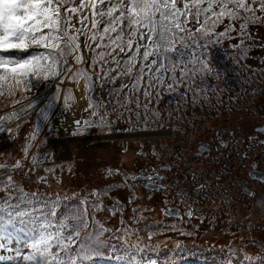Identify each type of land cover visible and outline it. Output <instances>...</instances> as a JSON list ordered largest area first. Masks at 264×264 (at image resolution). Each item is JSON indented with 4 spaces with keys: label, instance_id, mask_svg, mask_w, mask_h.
I'll return each instance as SVG.
<instances>
[{
    "label": "rangeland",
    "instance_id": "obj_1",
    "mask_svg": "<svg viewBox=\"0 0 264 264\" xmlns=\"http://www.w3.org/2000/svg\"><path fill=\"white\" fill-rule=\"evenodd\" d=\"M74 23L79 27L78 21ZM249 27L243 45L240 44L241 38L235 37L229 39L230 42L209 46L208 59L212 64V74L207 83L211 87L201 92L194 84L185 99L180 96L185 92V84L169 89L171 81L166 79L162 88H150L147 75L139 90L133 94L134 80L126 73L119 75L114 82L97 80L93 90L87 94L83 80L79 85L65 81L61 87L70 94L68 108L63 103L65 92H61L58 103L49 107V101L56 93V88L50 82L46 86L45 82H41L30 91H17L12 95L5 92L0 95V128L4 130L0 132V174H4L1 181L7 182L11 175L12 183L24 193L36 194L42 199L58 200L59 208L65 210H75L85 193H100L89 197L92 201L100 202L99 208H88V213L94 217L90 222L96 227L108 229L100 239L108 240L113 229L121 237L125 235L119 231L122 227L138 229L135 235H129L127 245L144 248L145 256L157 259L158 264H229V261L245 264L246 255L253 258L257 255L264 256V187L255 185L256 182L246 178V171L241 170L238 174L235 173L236 177L241 178V186L253 183L250 184L256 191L253 202L244 198L238 205H232L228 199L225 202V195L223 198L218 195L207 199L203 194L205 181L201 180V168L195 164L190 166V162L186 165L177 163L169 148L171 142L184 143L189 138L199 143L203 122L217 119L220 113L225 112L224 116L227 118H252V114L256 112L257 117L254 119L264 121L261 117L264 113V23ZM236 44L238 47L234 48L233 45ZM83 55L86 64H90L92 51L85 49ZM120 59L125 60L127 57L121 54ZM97 60L99 61V57ZM106 60V68L114 67L110 56ZM138 69L139 64L133 68L134 75ZM98 71V68H87V74L94 79ZM145 71L147 72L146 69ZM172 74L168 71L165 75L170 77ZM111 75L116 76V73ZM195 79L197 84L202 83V77L196 76ZM123 85L127 87H122ZM117 89L120 90L119 93H116ZM142 89H148L150 94L145 96ZM79 90L82 91L84 100L81 108L74 92ZM48 92L51 93L44 104L37 111L35 109L31 112ZM157 92L159 95L152 99ZM90 99L97 103L103 102L98 111L104 113L107 109L106 118L112 121L110 128L89 127L85 123L86 120L91 122L98 119L89 115L87 109ZM30 102L34 103V107H28ZM238 110L240 113L234 114ZM13 112L19 117L31 113L25 114L21 121L15 123L16 118L11 115ZM69 117L76 119L75 123L67 126ZM76 121L80 122L79 128ZM211 121H207L205 125H211ZM13 123L12 127H8ZM168 128L170 131L174 130L172 138L136 139L132 136L127 141L90 143L79 140L96 136L143 135L157 133V129L158 132L168 131ZM34 130H38V138L27 139ZM73 132L77 134L73 135ZM67 140L72 142L66 144L64 141ZM26 144L27 158L23 151ZM66 151L70 152L71 159L58 160L59 154ZM154 152L162 156L163 163L171 166L170 163L176 161L177 166L172 163L173 169L165 175L169 179L166 191L147 193L141 184L138 189L130 182L142 172H152V169L146 170L148 164L154 162ZM176 154L178 152L174 156ZM33 156L37 159L33 160ZM186 159L183 157L181 162ZM17 162L21 163L20 168L10 167ZM109 169L114 172L111 177L107 174ZM124 180H129L128 187ZM220 181L223 179L220 178ZM228 184L227 181L225 186ZM17 194V191L6 192L0 187V199L6 196L15 199ZM113 206H118L123 211L112 212ZM173 209L186 212V216L164 214V211ZM134 212L136 220H133ZM189 212L192 213L191 217L187 215ZM83 222L75 221L79 224ZM68 223L73 221L68 220ZM4 231L1 224L0 234H4ZM7 231L22 235L19 225L9 227ZM95 240L96 237L93 236L85 243L94 246ZM111 243H116L115 239ZM149 245L152 247L149 248ZM103 250H106L103 255L92 258L87 264L102 263L103 260L117 259L115 256L122 255V252L114 255L109 248Z\"/></svg>",
    "mask_w": 264,
    "mask_h": 264
},
{
    "label": "snow or ice",
    "instance_id": "obj_2",
    "mask_svg": "<svg viewBox=\"0 0 264 264\" xmlns=\"http://www.w3.org/2000/svg\"><path fill=\"white\" fill-rule=\"evenodd\" d=\"M182 2L183 7L178 6V0H0V95L30 91L41 82H45V86L50 82L56 93L49 107L58 103L61 92H65L63 103L68 108L70 94L61 87L65 81L79 85L83 80L87 94L97 80L114 82L122 73L133 77V94L139 90L145 75L150 88H162L166 79L171 81L169 89L185 84L181 99L186 98L194 84L201 92L208 90L211 86L207 80L212 74L209 46L215 47L222 37L236 31L234 27L225 26L224 31L218 33L216 28L224 18L231 24L240 21L238 34L243 45L248 27L264 23V0ZM193 17L195 23L189 27ZM85 49L92 51L90 64H86ZM121 54L127 59L121 60ZM109 56L114 67L106 68ZM137 64L139 69L134 75L133 68ZM88 67L99 69L95 79L87 74ZM177 67L179 77L175 74ZM168 71L173 73L170 77L165 75ZM113 72L116 76L111 75ZM196 76L202 77V83L197 84ZM115 91L119 93L120 90ZM144 95H149L148 89H144ZM116 102L120 103L118 99ZM102 104L89 100V115L98 117L91 122L85 121L89 127H111L112 121L106 118L107 109L104 113L98 111ZM28 107H34V103L30 102ZM11 115L20 119L15 112ZM76 123L79 128L80 122ZM38 135V130H34L27 139L35 140ZM23 151L27 158V144ZM21 166L17 162L10 167L18 169ZM144 179L154 182L162 181L163 177L157 170L155 175L148 174ZM124 182L128 187L126 180ZM0 187L6 192L18 193L15 199L6 196L0 200V224L5 230L0 234V264H87L92 258L103 255L104 248H109L114 255L122 252L116 256L120 264H158L157 259L145 256L144 248L127 245L129 235H135L138 229L122 227L119 231L125 233L123 237L113 229L108 240L100 239L108 229L94 226L90 222L94 217L88 213L89 207L98 209L100 206L98 200L89 199L100 195L98 192L85 193L75 210L62 214L58 200L24 193L12 183L11 175L7 182L0 181ZM160 190L166 191L164 187ZM129 199L131 201V197ZM117 210L123 211L118 206L111 209L112 212ZM187 215L191 217L192 213ZM79 220H83V224L75 223ZM133 220H136L135 212ZM16 225L20 226L21 236L7 231ZM93 236L96 237L95 245L86 244ZM113 239L116 243H111ZM244 261L245 264H264V256L246 255Z\"/></svg>",
    "mask_w": 264,
    "mask_h": 264
},
{
    "label": "flooded vegetation",
    "instance_id": "obj_3",
    "mask_svg": "<svg viewBox=\"0 0 264 264\" xmlns=\"http://www.w3.org/2000/svg\"><path fill=\"white\" fill-rule=\"evenodd\" d=\"M237 113H240V110L234 114ZM224 114L225 112L220 113V116L212 121L207 118V120H203L199 143L190 138L184 143L171 142L169 147L170 152H173L172 156L177 160V163L186 165L190 162V166L195 164L196 167L201 168V172L203 173L201 180L204 179L205 181L203 194L207 196V199L210 196L214 198L218 195H221L223 198L225 195V202L228 199L232 205H238L244 198L251 199L253 202L256 198V191L253 190V185L250 186V184L256 182L255 185L259 184L261 187H264V182L252 179L250 176L251 174L258 175L264 181V121L254 119L257 117L256 112L252 114V118H227ZM261 117L264 120V113L261 114ZM207 121L213 123L205 125ZM158 130H155L157 133L153 138L165 139L172 138L174 135L173 129L170 131L168 128V131L160 130L159 132ZM175 152H178L176 156H174ZM183 157L187 159L182 163L181 159ZM162 159V156L158 152L157 154L154 152V162H150L146 170L152 169V172H142L141 175L136 176V179L140 178L141 180H135L134 183H142L141 185L144 190L145 186L150 183L154 187H164L166 189L169 179L165 175L173 169L172 163H174V166H177V163L175 164L176 161L171 162V166H169L163 163ZM190 168L188 167L187 169L191 170ZM157 170H159V176L163 177L162 181L148 182L144 179L148 174L155 175ZM241 170L246 171V178L252 181L250 184L240 185L241 178L237 179L236 174ZM220 178L223 181H220ZM227 181L229 184L225 186ZM137 188H140V185ZM262 189L264 190V188ZM220 191L222 192L219 194ZM155 192L160 193L164 191L156 190ZM180 215L184 217V215L186 216V212H180Z\"/></svg>",
    "mask_w": 264,
    "mask_h": 264
},
{
    "label": "trees",
    "instance_id": "obj_4",
    "mask_svg": "<svg viewBox=\"0 0 264 264\" xmlns=\"http://www.w3.org/2000/svg\"><path fill=\"white\" fill-rule=\"evenodd\" d=\"M249 2H250V0H249ZM178 6H180V7H183V2H182V0H178ZM258 6V5H257ZM191 21H192V23H190L189 24V27H192L193 25H194V23H195V18L193 17V18H191ZM240 21H237V22H235L234 24H231L230 23V21L227 19V18H224V20H223V23H221L217 28H216V31H218V33L219 32H223L224 31V29H225V26H231V27H234V28H236V31H230L229 32V34H228V36H225V37H222L221 38V40H220V44H222V43H225L226 41L227 42H230V41H228L229 39H231V38H235V37H238V38H240V36H239V25H240ZM248 28H250V27H248ZM261 28V27H260ZM246 34V33H245ZM229 37H231V38H229ZM216 45H218V43L216 44ZM237 45V44H236ZM212 54H214L215 55V53L213 52ZM223 55V54H222ZM217 57H219V56H217ZM147 70V69H146ZM175 74H176V76L177 75H180V69L178 68V70L175 72ZM153 83H156L155 82V80H153ZM152 90V89H151ZM142 91H144V89H142ZM151 92V91H150ZM150 94V93H149ZM154 94V93H153ZM156 96H158V95H156V93L153 95V98L152 99H155L156 98ZM12 172V171H11ZM113 170H110L109 169V171H108V176H112L113 175ZM2 176H4V174H0V181L2 180ZM125 179H126V177H125ZM4 181V180H3ZM125 181V180H124ZM126 182H127V184L129 185V180H126ZM115 183H116V181H115ZM130 183H132V182H130ZM133 185H135V187L137 188V186L138 185H140V184H142V183H140V184H138V183H132ZM125 186H126V184H125ZM106 188H109V186H107ZM130 189V188H129ZM2 199H4V198H2ZM2 199H0V200H2ZM70 211H72V210H70V209H66L65 210V208H63V209H60V212L62 213V214H64V213H67V212H70ZM1 225V224H0ZM103 251V253L104 252H106V250L104 251V250H102ZM116 257V256H115ZM112 259V258H111ZM114 260V259H113ZM116 262L114 263V264H120V262L118 261V260H115ZM98 264H104V263H98ZM204 264H208V263H204ZM232 264H234L233 262H232ZM236 264V263H235Z\"/></svg>",
    "mask_w": 264,
    "mask_h": 264
},
{
    "label": "water",
    "instance_id": "obj_5",
    "mask_svg": "<svg viewBox=\"0 0 264 264\" xmlns=\"http://www.w3.org/2000/svg\"><path fill=\"white\" fill-rule=\"evenodd\" d=\"M50 92H48V93H46L44 96H43V98H42V101L41 102H39L38 103V105L34 108V110H32L31 112H33V111H35V109L37 110L38 109V107L41 105V104H43L44 102H45V100H46V97L48 96V94H49ZM31 112H29L28 114H30ZM26 114V113H25ZM25 114L23 115V116H21L20 117V119L19 120H16L15 122H18V121H21L24 117H25ZM28 114H26V115H28ZM0 131H4L3 129H0ZM149 136H153V134L151 135H145V134H143V135H140V137H149ZM98 138V139H97ZM126 138H129V137H125V136H121L120 138H110V137H90V140H89V138L88 139H86V138H83V140L82 141H85V142H95V141H104V140H121V139H126ZM69 152V151H68ZM251 177H252V179H255V180H261L262 182H264L262 179H261V177L260 176H258V175H253V174H251L250 175ZM138 180H141L140 178H138V179H136V181H138ZM160 188L161 187H157V186H153V185H151V186H149V185H147L146 187H145V189H146V191L148 192V191H156V190H160ZM165 215H168V216H173V217H178V213L177 212H175V211H169V212H166L165 213Z\"/></svg>",
    "mask_w": 264,
    "mask_h": 264
},
{
    "label": "bare ground",
    "instance_id": "obj_6",
    "mask_svg": "<svg viewBox=\"0 0 264 264\" xmlns=\"http://www.w3.org/2000/svg\"><path fill=\"white\" fill-rule=\"evenodd\" d=\"M75 92V99H76V102H77V104H78V106L81 108V106H82V103H84V100H83V93H82V91L81 90H79V91H74ZM75 119L76 118H73V117H69L68 119H67V126H70V125H72L73 123H75ZM12 125H14V123L13 124H11V125H9L8 127H12ZM7 127V128H8ZM0 132H2V131H0ZM110 138H120V137H110ZM86 139H88V138H86ZM98 139V138H97ZM79 140H83V139H79ZM89 140H90V138H89ZM66 144H68V143H70V142H72V140H67V141H64ZM58 160H61V161H68L69 159H71V154H70V152H68V151H66V152H63V153H61V154H59V156H58V158H57Z\"/></svg>",
    "mask_w": 264,
    "mask_h": 264
}]
</instances>
